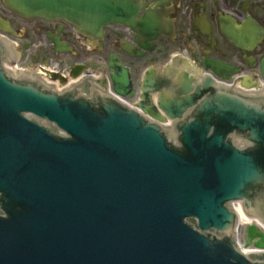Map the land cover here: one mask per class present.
<instances>
[{"label":"water","instance_id":"95a60500","mask_svg":"<svg viewBox=\"0 0 264 264\" xmlns=\"http://www.w3.org/2000/svg\"><path fill=\"white\" fill-rule=\"evenodd\" d=\"M3 4L24 19L62 21L92 43L112 24L137 32L142 51L152 52L161 35L155 14L137 20L141 0ZM220 25L243 52L264 39L250 18L237 26L223 17ZM0 29L10 32L1 23ZM52 43L59 53L70 50L57 38ZM120 44L130 57H143ZM6 51L0 42V264H264V254L235 251L236 218L228 210L238 201L247 216L264 221V94L247 100L215 88L208 76L196 84L183 73L176 95L160 92L155 107L150 94L161 85L148 71L135 107L155 122L179 121L172 135L96 91L91 100L59 97L9 80L1 68ZM203 64L225 80L238 72L218 61ZM108 66L114 93L132 97L128 69L116 56ZM260 68L264 78V58ZM98 85L106 88V80ZM89 88L88 81L81 86L85 95ZM234 138L252 148L236 149ZM254 239L263 249L264 236L249 227L247 245Z\"/></svg>","mask_w":264,"mask_h":264},{"label":"flooded vegetation","instance_id":"af4514ba","mask_svg":"<svg viewBox=\"0 0 264 264\" xmlns=\"http://www.w3.org/2000/svg\"><path fill=\"white\" fill-rule=\"evenodd\" d=\"M142 16L145 11H151L159 15L161 20L171 22V30L167 34H172V38L165 36L160 37L159 48L162 55L165 54V47L174 44H188L191 41L195 44V50L201 56H208L213 59L227 61L219 50L218 39L221 41L220 30V10L233 12L236 15L237 21L242 22L248 15H253L254 19L264 26V16L258 17L255 13L251 12L256 9V0L247 2V7L244 8L239 0H143ZM0 16L13 21V24H18L16 33L20 32L26 34L30 32L33 34H41L40 42L36 45L39 46L46 55L49 51L56 54L52 45L51 38L54 36L59 37V41L73 44H79L78 39L74 36L77 34L70 26L63 23H44L41 21H26L18 19L9 11L0 8ZM105 37L103 40V51L109 56L110 53L119 51L118 34H125L129 42H133L135 35L128 29L121 26H110L105 29ZM86 42V41H85ZM88 53H93L96 49H85ZM97 52V51H96ZM195 53V52H193ZM57 55V54H56ZM128 60L127 55L120 52ZM71 56H74L71 53ZM83 57V55L79 56ZM147 58L150 56H146ZM145 57V58H146ZM92 58V57H89ZM77 60L81 62H89L91 59ZM149 59V58H148ZM240 61V60H238ZM241 62V61H240ZM134 67L139 70L138 61L134 62ZM243 72L247 73L249 67L245 60L242 59ZM259 72V68H253Z\"/></svg>","mask_w":264,"mask_h":264},{"label":"rangeland","instance_id":"374dc122","mask_svg":"<svg viewBox=\"0 0 264 264\" xmlns=\"http://www.w3.org/2000/svg\"><path fill=\"white\" fill-rule=\"evenodd\" d=\"M1 4H0V8H1ZM251 12L255 13L259 18L264 16V0H258L256 2V9H252ZM264 21V19H263ZM13 22V21H12ZM11 26L14 30H16L17 28H19L18 24H13L11 23ZM220 37L222 38L221 41L218 39V46H219V50L222 53V56H224L225 58H227V60H230L232 62H237V63H242V59H244L245 57H251L254 60L255 59H260L264 56V40L261 42V44L252 52L249 53H241L239 50H237L236 48H234L233 46H231L230 44L226 43V41L223 39V37L220 35ZM18 46H19V50H20V55H21V62H25V59L27 57L28 58V62L26 63V66H28L31 70H35L38 69V66L40 65V60H41V56L45 53L39 46H37L36 44L40 42V38H41V34H33L30 32H26V34H18ZM72 48H73V54L74 56L71 55H56L52 52L49 51L48 54V59L50 58L51 61H54V65H56L55 63H59L61 64V68L64 69L66 67V65H70L72 60H85L89 57L91 59L89 62L91 64L94 65H98L101 64V68L105 69L106 68V63H107V54L104 51L101 52H96L94 51L93 53H88L86 52V48L83 45V41L80 40V43L78 45L75 44V46L73 44ZM195 46L193 41H191L188 44H174L173 45H169L165 47V54L161 57H167V55L174 53V52H187L190 55V50L189 47H193ZM83 55V57H79ZM193 56V55H192ZM198 53L196 52L193 56V60L195 59L194 57H198ZM149 58V57H148ZM120 60L122 62H124L126 65H128L129 67L132 68V75H137L139 74L140 68L139 70L136 69V66L134 67V62L137 60H133L130 61L127 58H125L124 56L120 57ZM145 59H141L140 61H138L139 64L144 63ZM240 60V61H238ZM62 61V62H61ZM61 62V63H60ZM49 63V62H48ZM242 65V64H240ZM255 66V65H254ZM134 71V72H133ZM252 72L257 73V71L252 70ZM135 79H137V76L135 77ZM135 86H137V82H134ZM244 232H246V226H243L241 228V234H243Z\"/></svg>","mask_w":264,"mask_h":264},{"label":"bare ground","instance_id":"6f19581e","mask_svg":"<svg viewBox=\"0 0 264 264\" xmlns=\"http://www.w3.org/2000/svg\"><path fill=\"white\" fill-rule=\"evenodd\" d=\"M36 72H37L38 74H41L42 77H45V79H46L47 82L52 83V82H51V78H50V76H52V75H51V73H50L49 71H47V70L40 71V70L38 69V70H36ZM71 81H72V80H71ZM53 84L55 85V87H56L58 90H59L60 88H62V86H60L57 82H54ZM68 86H69V84H68L67 86H64V87H68ZM235 210H236V212H237V214H238V216H239V218H238V223H239V225H243V226H244V225H252V224H253V223L249 222L248 218H247V217L243 214V212L241 211V208L236 207ZM250 249H252V250H261V249L255 248V247H253V246H251ZM250 249L247 248L245 251H243L244 254L249 255L250 253L255 252V251H251Z\"/></svg>","mask_w":264,"mask_h":264}]
</instances>
